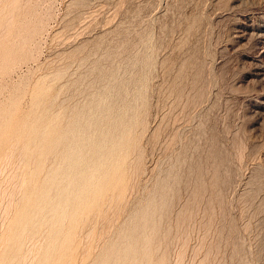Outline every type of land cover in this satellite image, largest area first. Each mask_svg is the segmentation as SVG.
Masks as SVG:
<instances>
[{"label": "rangeland", "instance_id": "374dc122", "mask_svg": "<svg viewBox=\"0 0 264 264\" xmlns=\"http://www.w3.org/2000/svg\"><path fill=\"white\" fill-rule=\"evenodd\" d=\"M0 264H264V0H0Z\"/></svg>", "mask_w": 264, "mask_h": 264}, {"label": "bare ground", "instance_id": "6f19581e", "mask_svg": "<svg viewBox=\"0 0 264 264\" xmlns=\"http://www.w3.org/2000/svg\"><path fill=\"white\" fill-rule=\"evenodd\" d=\"M79 118V116L77 117V119ZM75 128V125H73L72 127H69V130H75L74 129ZM76 136V137H75ZM79 138V133L78 134H73L72 135V138H66V140L63 138L62 139V141L65 143V142H67V144H68V148H73V141L76 139V138ZM15 147V146H14ZM14 153V152H13ZM66 156H67V154L66 155H64V158H66ZM33 162V161H32ZM80 162V161H79ZM60 170H59V172H64L66 169H65V165H64V167H62V168H59ZM13 191V190H12ZM12 193V192H11ZM18 194V193H17ZM13 195V194H12ZM12 197V196H11ZM116 198V197H115ZM22 200V199H21ZM11 201V200H10ZM108 203V202H107ZM107 208V207H106ZM94 218V217H93ZM89 233H90V231H89ZM81 245V244H80ZM86 245V244H85ZM38 253V252H37ZM28 257V256H27ZM34 259V258H33Z\"/></svg>", "mask_w": 264, "mask_h": 264}]
</instances>
